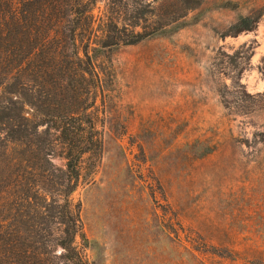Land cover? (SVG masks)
<instances>
[{"label": "rangeland", "instance_id": "rangeland-1", "mask_svg": "<svg viewBox=\"0 0 264 264\" xmlns=\"http://www.w3.org/2000/svg\"><path fill=\"white\" fill-rule=\"evenodd\" d=\"M213 1L175 33L98 58L102 148L71 197L91 264H264V0ZM93 7L98 24L110 2ZM240 14H260L255 29L221 37Z\"/></svg>", "mask_w": 264, "mask_h": 264}, {"label": "trees", "instance_id": "trees-1", "mask_svg": "<svg viewBox=\"0 0 264 264\" xmlns=\"http://www.w3.org/2000/svg\"><path fill=\"white\" fill-rule=\"evenodd\" d=\"M95 1L0 0V264H91L76 245L85 234L71 197L84 156L102 148L98 58L197 22L208 2L109 0L96 24ZM259 18L240 14L220 36L252 31Z\"/></svg>", "mask_w": 264, "mask_h": 264}]
</instances>
